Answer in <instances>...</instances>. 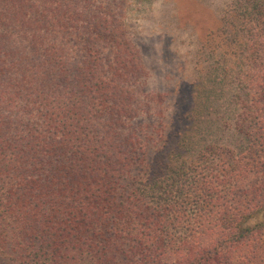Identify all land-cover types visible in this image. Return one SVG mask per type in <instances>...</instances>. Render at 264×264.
Listing matches in <instances>:
<instances>
[{"label":"trees","instance_id":"trees-1","mask_svg":"<svg viewBox=\"0 0 264 264\" xmlns=\"http://www.w3.org/2000/svg\"><path fill=\"white\" fill-rule=\"evenodd\" d=\"M74 1L0 0V264H264V108L233 149L204 90L165 119V95L129 89L143 70L121 24L85 15L78 33ZM251 2L227 48L232 29L264 45Z\"/></svg>","mask_w":264,"mask_h":264},{"label":"rangeland","instance_id":"rangeland-1","mask_svg":"<svg viewBox=\"0 0 264 264\" xmlns=\"http://www.w3.org/2000/svg\"><path fill=\"white\" fill-rule=\"evenodd\" d=\"M90 1V13L84 0L73 3L81 17L78 33L86 27L82 22L85 15L94 17V22L97 16L109 13L121 24L126 41L138 51L143 70L141 79L130 85V90L138 91L140 99L165 95L159 105L165 119L187 102L195 103L197 91L204 90L208 113L203 121L213 129L218 125L225 128L223 145L233 149L239 143L230 127L240 115L251 117L257 109L264 108V99L252 102L255 93L252 89L264 65V45L249 48V36L241 31L238 36H232V29L228 40L232 46L227 48L223 45L226 32L222 28L228 27L227 21L238 26L234 9L239 7L248 14L246 9L253 8L251 0ZM75 37L69 36L64 43L74 59H79ZM95 50L102 54L99 58L107 57L110 52L100 41Z\"/></svg>","mask_w":264,"mask_h":264}]
</instances>
